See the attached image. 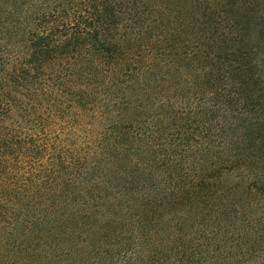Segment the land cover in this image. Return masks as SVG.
<instances>
[{"label": "trees", "instance_id": "trees-1", "mask_svg": "<svg viewBox=\"0 0 264 264\" xmlns=\"http://www.w3.org/2000/svg\"><path fill=\"white\" fill-rule=\"evenodd\" d=\"M0 264H264V0H0Z\"/></svg>", "mask_w": 264, "mask_h": 264}]
</instances>
